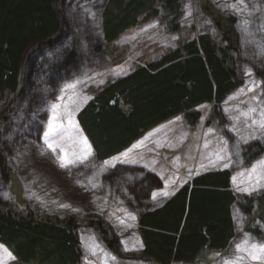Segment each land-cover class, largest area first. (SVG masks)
I'll return each mask as SVG.
<instances>
[{
	"label": "rangeland",
	"instance_id": "374dc122",
	"mask_svg": "<svg viewBox=\"0 0 264 264\" xmlns=\"http://www.w3.org/2000/svg\"><path fill=\"white\" fill-rule=\"evenodd\" d=\"M108 2L64 0L70 33L61 44L45 46L35 54L32 70L29 67L35 87L32 96L16 100L8 120L0 119V162L3 158L4 166L0 168V205L19 214L30 212L38 218L75 223L80 264H156L143 256L139 216L190 188L194 177L228 170L239 201L264 196V150L257 157L245 156L256 145L264 148V0H243L242 4L239 0H180L177 30H170L165 18L145 16L111 43L104 36L102 17ZM230 17L238 47L231 52L236 58L237 87L221 104L199 106L195 124L185 114L173 117L146 132L124 152L99 160L77 119L95 93L132 74L135 65L156 62L160 55L180 49L187 41L208 36L226 47L220 29ZM73 52L75 61L68 63L66 57ZM55 65L59 66L56 70L52 68ZM25 69L19 73L20 83L25 80ZM12 99L6 95L0 100V118ZM53 104L60 107L53 111ZM66 110L73 113L75 127L68 126ZM54 115L56 122L65 126L51 141L59 145L55 153L44 139ZM85 138L90 152L83 143ZM64 153L76 161L74 165L60 167L57 156ZM151 176L157 179V186H151L139 204L132 190L142 182L149 184ZM153 193H157L155 199ZM232 216L236 235L231 245L222 251L206 250L196 264H222L235 256L243 257L239 264H261L246 252H237L235 246L245 235L249 244H264V212L262 218L256 215L252 221L263 238L247 232L249 215L244 210L233 206ZM90 221L103 222L117 238L116 251L108 248ZM7 264L25 263L15 258Z\"/></svg>",
	"mask_w": 264,
	"mask_h": 264
},
{
	"label": "trees",
	"instance_id": "16d2710c",
	"mask_svg": "<svg viewBox=\"0 0 264 264\" xmlns=\"http://www.w3.org/2000/svg\"><path fill=\"white\" fill-rule=\"evenodd\" d=\"M63 2L0 0V100L13 96L12 105L1 115L3 122L11 115L16 100L32 96L35 87L29 67L32 70L35 54L45 46L61 44L64 35L70 33ZM180 7V0H109L102 14L104 36L109 43L115 42L145 16L165 18L169 29L177 30ZM226 21L220 29L226 47L208 36L187 41L180 49L160 55L156 62L135 65L132 74L95 93L77 119L99 160L125 151L147 131L173 117L185 114L195 124L200 116L199 106L221 104L237 87L236 58L231 55L238 49L236 32L234 20L230 17ZM73 54L66 57L68 63H74ZM22 69L27 72L20 83ZM1 138L0 131V145ZM262 150L256 145L245 156L257 157ZM3 167L1 158V170ZM156 181L151 176L149 184L142 182L133 188L139 204L151 186H157ZM256 204L258 211L253 213ZM233 206L249 215L247 232L263 238L252 221L264 212V196L239 201L231 188L228 170L194 177L190 188L180 190L158 209L139 216L143 256L156 264H196L203 260L206 250L227 249L236 235ZM90 225L101 233L108 248L116 251L118 240L103 222L90 221ZM77 230L72 222L38 218L30 212L19 214L0 205V244L25 264H80Z\"/></svg>",
	"mask_w": 264,
	"mask_h": 264
},
{
	"label": "snow or ice",
	"instance_id": "6c2138e0",
	"mask_svg": "<svg viewBox=\"0 0 264 264\" xmlns=\"http://www.w3.org/2000/svg\"><path fill=\"white\" fill-rule=\"evenodd\" d=\"M239 2L242 4L243 0H239ZM233 8H235L236 6L233 5ZM175 39V37L173 38ZM99 83H103V80L99 81ZM69 87H75V85H70ZM62 99V97H61ZM60 107L59 104H53L52 105V109L53 111H55L56 109H58ZM79 109H77L78 111ZM66 115H67V119H68V126L70 127H75V122L73 119V113L70 111L66 110ZM262 127H264V124L261 125ZM64 124L61 122H56V117L55 115L53 116L52 119L49 120L48 125H47V130L44 132V139H45V144L47 145V148L50 149L53 153L56 152L57 147L59 146L56 143L51 142L55 137L60 136L62 134V131L64 130ZM84 145L88 148L89 152H90V145L87 144V140L86 138L83 140ZM61 151H63L61 149ZM122 155H127L122 154ZM114 160L119 159V158H113ZM57 161L60 164L61 168H67L71 165H74V163L76 162L75 160H73L72 158L69 157L68 153H64L63 155H58L57 156ZM123 162V161H122ZM228 165L226 164L225 167H227ZM233 180H235V177H233ZM79 183V182H77ZM244 191H248V189H244ZM161 195H169L168 192H162L160 193ZM157 193H153V198L155 199ZM61 207H70V205H61ZM74 211H78L77 209H74ZM135 217H133L134 219ZM121 223H123V221H121ZM236 251L237 252H246L248 257H250V259L254 260V261H260L261 264H264V244H249L248 243V237L247 235H245V239L239 243L236 244ZM219 255V254H217ZM9 259H15L12 256V253L5 248L3 245H0V264H7V261ZM113 260H115V257H112ZM243 259L242 256H235L233 259L231 260H227L224 259L222 260V264H239V262Z\"/></svg>",
	"mask_w": 264,
	"mask_h": 264
},
{
	"label": "crops",
	"instance_id": "0c3cea01",
	"mask_svg": "<svg viewBox=\"0 0 264 264\" xmlns=\"http://www.w3.org/2000/svg\"><path fill=\"white\" fill-rule=\"evenodd\" d=\"M173 263H174V262H173ZM173 263H172V264H173ZM178 263H181V262H178ZM181 264H184V263H181Z\"/></svg>",
	"mask_w": 264,
	"mask_h": 264
}]
</instances>
